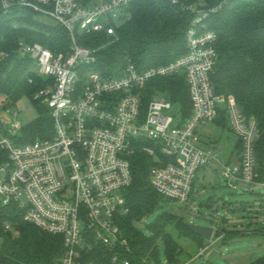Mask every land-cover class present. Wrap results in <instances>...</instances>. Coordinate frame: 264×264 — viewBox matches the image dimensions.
I'll return each mask as SVG.
<instances>
[{"label":"built area","instance_id":"obj_1","mask_svg":"<svg viewBox=\"0 0 264 264\" xmlns=\"http://www.w3.org/2000/svg\"><path fill=\"white\" fill-rule=\"evenodd\" d=\"M136 1L3 0L5 8L14 2L32 8L71 34L69 54H55L40 43L19 48L48 81L32 100L50 111L53 135L21 143L24 126L19 121L0 133V202L16 205L25 222L63 238L61 264H86L85 257L98 246L114 263L130 264L123 258L131 248L120 220L128 212L125 191L138 152L154 159L151 186L169 201L189 204L197 172L213 165L221 166L231 189H264L255 159L256 121L244 115L233 95L217 94L210 78L218 60V35L207 21L222 3L186 6L194 15L188 51L172 63L139 71L128 61L112 76L89 68L97 62V51L80 45L77 34L115 35L117 26L131 18ZM176 75L185 78L190 92L192 114L186 120L181 110L170 113L175 103L157 89L158 80ZM223 112L243 142L242 159L233 163L223 162L216 146L203 145L201 129Z\"/></svg>","mask_w":264,"mask_h":264},{"label":"trees","instance_id":"obj_2","mask_svg":"<svg viewBox=\"0 0 264 264\" xmlns=\"http://www.w3.org/2000/svg\"><path fill=\"white\" fill-rule=\"evenodd\" d=\"M196 3L197 0H179V3L138 0L130 8L131 18L117 26L115 35L106 31L77 34L80 45L97 51V62L89 68L112 76L118 75L128 61L139 71L176 61L188 51L187 31L194 19L186 6ZM221 3L222 8L207 21L209 28L218 35V60L210 78L217 94L233 95L244 115L256 121L255 159L258 180L263 182L264 0H204L198 7L211 8ZM44 17L47 16L16 2L5 8L0 0V97L11 105L23 98L32 100L48 84L44 77L35 73L33 60L20 55L21 45L40 43L55 54L70 53L69 30L51 18L55 23L45 22ZM157 84V89L164 91L179 106L183 119L189 118L192 103L185 78L176 75L160 79ZM154 91L150 89L148 95ZM33 102L38 117L23 127L21 143H32L53 135L50 111ZM214 124L232 131L224 112ZM5 128L0 116V133H4ZM242 153L243 142L238 138L233 152L236 161L242 159ZM154 163V159L143 152L136 153L132 160V184L125 191L128 212L120 220L131 252L123 258L130 260V264H160V244L163 243L168 264H187L194 254L207 247V241L187 227L184 218L174 213H162L150 225V237L136 225L169 201L151 186L150 170ZM248 205L242 203L239 208L229 203L228 207H234L232 211H236L246 210ZM254 236L264 240V230H216L213 238L225 246L237 239ZM64 253L62 237L25 222L24 211L16 205L0 202V264H61ZM84 263L117 264L102 246L86 256ZM254 264H264V257L256 259Z\"/></svg>","mask_w":264,"mask_h":264},{"label":"rangeland","instance_id":"obj_3","mask_svg":"<svg viewBox=\"0 0 264 264\" xmlns=\"http://www.w3.org/2000/svg\"><path fill=\"white\" fill-rule=\"evenodd\" d=\"M204 4V0H197L194 6ZM47 23H55L50 18L44 17ZM38 72V69H36ZM10 109V112L7 110ZM180 108L174 105L171 114H178ZM15 114L18 117L15 118ZM0 116L4 124L11 127L14 121H19L26 126L38 117V110L34 102L29 98H23L15 105L0 97ZM204 137H207L203 145L217 144L216 149L223 162L228 163L235 150L237 136L229 129L210 123L201 129ZM220 165L202 168L197 172L193 196L189 204L176 201H165L161 207L148 215L136 225L147 237L152 235L150 225L164 212L174 213L184 218L185 222L211 226L216 230H241L252 232L255 229L264 230V189L252 190L239 188L231 189L227 186L222 175ZM229 203L240 208V204H249L246 210L228 207ZM213 243L206 242L210 246L203 254L201 250L194 254V258L187 264H254L256 259L264 257V240L261 237H246L235 242L221 246L217 240ZM212 251L217 255L210 257ZM160 264H168V257L163 243L160 244Z\"/></svg>","mask_w":264,"mask_h":264},{"label":"water","instance_id":"obj_4","mask_svg":"<svg viewBox=\"0 0 264 264\" xmlns=\"http://www.w3.org/2000/svg\"><path fill=\"white\" fill-rule=\"evenodd\" d=\"M263 189V187H255L253 190ZM186 226L192 229L196 234L201 236L205 241L210 242L213 239L215 229L211 226H201L185 222ZM217 255L216 251H212L210 257Z\"/></svg>","mask_w":264,"mask_h":264},{"label":"crops","instance_id":"obj_5","mask_svg":"<svg viewBox=\"0 0 264 264\" xmlns=\"http://www.w3.org/2000/svg\"><path fill=\"white\" fill-rule=\"evenodd\" d=\"M209 125V124H208ZM208 125H206V126H208ZM206 126L204 127V128H206ZM202 134H204V133H202ZM203 138V142H204V140L206 139L207 140V137H202ZM237 141H238V137H237V140H236V143H235V146H236V144H237ZM217 146V144H214V145H212V146ZM211 146V145H210ZM209 147V146H208ZM236 161V157L235 156H233L232 155V158H230V160H229V162L228 163H233V162H235Z\"/></svg>","mask_w":264,"mask_h":264}]
</instances>
